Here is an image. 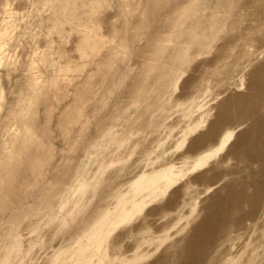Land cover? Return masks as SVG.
<instances>
[{"label": "rangeland", "instance_id": "obj_1", "mask_svg": "<svg viewBox=\"0 0 264 264\" xmlns=\"http://www.w3.org/2000/svg\"><path fill=\"white\" fill-rule=\"evenodd\" d=\"M0 33V264H264V0H0Z\"/></svg>", "mask_w": 264, "mask_h": 264}, {"label": "bare ground", "instance_id": "obj_2", "mask_svg": "<svg viewBox=\"0 0 264 264\" xmlns=\"http://www.w3.org/2000/svg\"><path fill=\"white\" fill-rule=\"evenodd\" d=\"M3 37H4V36H3V33H0V40L3 39ZM1 41H3V40H1ZM255 72H256V71H255ZM252 73H253V72H252ZM259 73H260V72H259ZM259 73H258V74H259ZM259 76H260V74H259ZM262 91H263V90H262ZM258 93H259V92H258ZM262 103H263V102H262ZM233 106H234V105H233ZM233 106H232V107H233ZM234 107H235V106H234ZM226 108H227V107H226ZM226 108H225V110H226ZM230 108H231V107H230ZM230 108H229V109H230ZM229 109H228V110H229ZM223 111H224V110H223ZM223 113H225V112H223ZM226 113H227V112H226ZM225 115H226V114H225ZM246 117H248V116H246ZM222 118H223V117H222ZM217 120H218V119H217ZM220 120H221V119H220ZM221 123H222V122H221ZM228 151H229V150H228ZM232 151H233V150H232ZM249 151H250V150H249ZM229 152H231V151H229ZM212 196H213V195H212ZM213 205H214V204H213ZM214 208H215V209L217 208V207H216V203H215L213 209H214ZM216 213H217V215H221V212H220V211H216ZM210 216H211V215H210ZM213 221H214V220H213ZM223 221H224V220H223ZM206 226H207V225H206ZM209 228H210V227H209ZM181 254H182V253H181ZM187 254H188V253H187ZM191 263H192V262H191Z\"/></svg>", "mask_w": 264, "mask_h": 264}]
</instances>
